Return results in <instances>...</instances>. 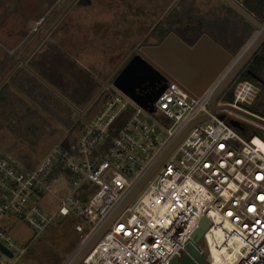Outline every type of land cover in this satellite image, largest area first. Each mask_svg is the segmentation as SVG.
I'll return each mask as SVG.
<instances>
[{
	"label": "built area",
	"instance_id": "1",
	"mask_svg": "<svg viewBox=\"0 0 264 264\" xmlns=\"http://www.w3.org/2000/svg\"><path fill=\"white\" fill-rule=\"evenodd\" d=\"M246 49L197 97L170 79L148 108L106 92L75 144H60L36 168L0 156V244L12 252L0 247V264H25L30 252L29 244L19 246L10 235V214L40 232L57 218H81L80 243L64 263L72 264L186 126L210 113L213 95ZM256 93L254 83L241 81L232 104L250 105ZM231 120L217 112L193 126L81 264H171L185 254L202 264L187 245L204 217L210 221L201 237L208 253L201 239L197 247L208 264H264V150L257 141L263 139L242 134ZM61 174L74 184L64 197L53 192ZM45 194L58 198L55 211L40 204Z\"/></svg>",
	"mask_w": 264,
	"mask_h": 264
},
{
	"label": "rangeland",
	"instance_id": "2",
	"mask_svg": "<svg viewBox=\"0 0 264 264\" xmlns=\"http://www.w3.org/2000/svg\"><path fill=\"white\" fill-rule=\"evenodd\" d=\"M171 1L0 0V84L22 60L20 56L28 55L23 63L56 82H52L54 87L49 84L62 98V101L54 97L38 98L36 102L12 85L0 101V156L30 169L40 166L66 137L75 144L79 126L92 120L100 110L104 98L95 101L104 89L122 94L132 105L148 108L156 94L147 96L138 92L149 81L148 74L122 81V88L111 79L135 43L160 23L171 8L182 14L194 0H183L184 6L180 2L170 6ZM222 1L195 0L198 5L195 9L201 13L206 10L199 7L223 5L227 34L218 36L212 32V35L224 41L226 36L231 39L236 34L237 42L243 43L241 50L246 49L259 32L241 16L228 12ZM216 11H211L210 16ZM255 85L254 101L262 94L264 102V89ZM223 103L228 102L220 97L219 104ZM218 114L264 131L263 125L239 113L219 109ZM38 133L41 135L35 138ZM32 138L36 143L28 141ZM73 187V181L61 174L53 192L64 197ZM40 204L45 211L53 212L60 203L55 195L45 194ZM6 220L14 242L31 246L25 264H64L81 240L76 225L84 224L78 216L57 218L52 226L40 232L14 214ZM199 246L208 253L204 238Z\"/></svg>",
	"mask_w": 264,
	"mask_h": 264
},
{
	"label": "water",
	"instance_id": "3",
	"mask_svg": "<svg viewBox=\"0 0 264 264\" xmlns=\"http://www.w3.org/2000/svg\"><path fill=\"white\" fill-rule=\"evenodd\" d=\"M230 8H232L238 15L242 16L248 23L255 27L259 35L256 36L253 43L247 47L245 54L216 90L212 97L210 104V113L201 115L192 120L182 133L178 136L176 141L170 146L167 152L149 172L145 179L132 192L127 200L120 206L118 211L108 220L104 227L95 235L91 242L82 250L79 256L72 264H81L83 260L93 251L98 244L101 237L109 229L112 223L121 215V213L128 207L137 193L142 189L147 180L157 171L160 165L170 155V153L177 147L189 130L198 123H202L210 119L211 115L217 113L219 109H227L243 115L254 122L264 126V113L253 109L249 105L232 103L219 104V98L236 80L239 74L246 67L248 62L257 53V51L264 44V22L257 16L245 8L237 0H224ZM138 57L130 61L123 70L115 77L113 75L111 81L120 88L123 87L122 81L129 80L139 75L148 74L149 81L143 87L138 88L139 93H145L147 96L156 94L155 101L159 95L166 89L168 79L178 81L188 91L192 93L193 97H197L212 83L221 70L233 58L232 53L216 41L209 34H202L193 44L187 43L183 38L175 32H170L157 45L143 46L138 49ZM25 66L30 72L37 76L42 82L59 94L47 81L35 73L32 69L27 67L24 63L19 62L7 75V77L0 84V88L8 81L10 76L14 73L18 66ZM251 74H253L251 72ZM256 79L258 76L254 75ZM262 82V81H261ZM135 95V94H134ZM143 106V105H142ZM149 106V105H148ZM145 107V106H143ZM147 107V106H146ZM145 107V108H146ZM224 116V115H223ZM231 125L241 128V122L232 119ZM210 226V221L207 218H202L200 228H198L192 236V240L188 243L187 248L190 253L202 264H208L203 258L202 253L197 247V242L201 239L204 231ZM0 247L6 251L10 256L12 252L7 250L0 244ZM171 264H197L189 254H185L181 259L175 256Z\"/></svg>",
	"mask_w": 264,
	"mask_h": 264
},
{
	"label": "trees",
	"instance_id": "4",
	"mask_svg": "<svg viewBox=\"0 0 264 264\" xmlns=\"http://www.w3.org/2000/svg\"><path fill=\"white\" fill-rule=\"evenodd\" d=\"M242 2H243V5L245 6V8H247L250 12H252L255 16H257L261 21L264 22V0H242ZM230 11H232V9H230ZM168 31L169 30H165L162 34H160V39H163L167 35ZM27 57H28V55L27 56L22 55V60L24 62H26ZM32 69H34V68L32 67ZM34 71L37 72L39 75H41V77L45 81H47L48 83H50L54 87V85H53L54 81H52L48 77V75H43L42 73H40L38 71V69H34ZM251 72L254 75L258 76L259 79H256L255 76H253V74H251ZM241 81H250L254 84L261 86L264 89V44L257 51V53L252 57V59L248 62V64L246 65V69H244L239 74V76L233 82L231 88L227 89L224 92V94L221 96V98L224 102H228V103L234 102L235 89H236L237 84ZM54 84H56V82ZM12 85H14V87L22 89L25 92V94L27 93L28 96H30L36 102H37L38 98H40V99L44 98V99L48 100L51 97L57 98L58 100L62 101V98H61V96H59V94H57L53 89H51L48 85H46L44 82H42L37 76H35L32 72H30L25 66H19L14 71V73L10 76L8 81L5 82V84L0 88V101L3 100L4 96L9 91H11L9 89ZM37 88H39L38 91L34 93L33 90H36ZM106 91L107 90L104 89V91L97 98L95 103L98 102L101 99V97L104 98ZM262 98H263V96L261 94L259 96V98L255 101H253L252 104H250L249 106L255 110H258V111L264 113V102L262 101ZM40 105L45 107V105H42V104H40ZM119 122H120L119 126L122 125L123 121L121 120ZM82 125L79 126L80 129H81ZM238 130L244 135H246L248 133L247 136H249V137L253 136V135H257V136L261 137L264 141V131L261 129L254 128L252 126H248L247 131L243 130L241 128H238ZM39 135H41V134L38 133L34 137L36 138ZM35 138H32L31 140H28V141H30L32 144H34V143H36L34 141ZM72 143H73V139L71 140L68 137H66L61 142V144L64 147H68V148H70ZM70 217L71 216H66L65 218H62V220H65V219L70 218Z\"/></svg>",
	"mask_w": 264,
	"mask_h": 264
},
{
	"label": "flooded vegetation",
	"instance_id": "5",
	"mask_svg": "<svg viewBox=\"0 0 264 264\" xmlns=\"http://www.w3.org/2000/svg\"><path fill=\"white\" fill-rule=\"evenodd\" d=\"M223 1L221 4H225L226 9L229 12L230 9H232V8H230L228 6V4L225 1L224 2ZM237 1L243 5L242 0H237ZM177 3L184 6L183 0H172L170 6L177 4ZM187 5H188V6H186L187 11H184L182 13L184 16L181 13L174 12L175 11L174 8H171L168 11V13H166V15H164L162 17L163 20L160 23H157L156 26H153L152 29L150 30V32H148L144 36L143 39L141 38L138 43H135V46H133V48L128 53V55L125 57V59L116 68V71L114 73L115 77L119 75V73L123 70V68L130 61H132L133 59L138 57V55H139L138 49L142 48L143 46H150V45L152 46V45L159 44L165 38L164 37L163 39H160V34H162L165 30H169L167 35L170 32H175L177 35H179L181 38H183L189 44H193L202 34L207 33L211 37H213L216 41H218L221 45H223L226 49H228L232 53L233 56L241 50V46L243 43H240L239 41L237 42V35L236 34H233L235 37H233L231 39L229 36H226V39L224 41H219L212 35V32H216V34L218 36L222 35V34H227L226 29L228 26L225 23L227 20V18H226L227 14L224 13V9H223V7H221L223 5H221V6L220 5L219 6H217V5L208 6L206 8H205V6L199 7L200 9L206 10V11L201 12V13H197V11L195 9L196 7L198 8V5L196 4L195 0L191 1ZM214 10H217L216 11L217 13H215V15L213 17H211L210 12L214 11ZM232 11L234 13H236L233 9H232ZM222 24H224V25H222ZM220 25H222V26H220ZM151 37H153L155 39L152 41V40H150ZM20 58H22V56H20ZM19 62L23 63L24 61L19 60ZM20 66H23V65H20ZM27 67H29V66H27ZM244 69H246V67ZM248 126L249 125L241 122V129L246 130V129H248Z\"/></svg>",
	"mask_w": 264,
	"mask_h": 264
},
{
	"label": "bare ground",
	"instance_id": "6",
	"mask_svg": "<svg viewBox=\"0 0 264 264\" xmlns=\"http://www.w3.org/2000/svg\"><path fill=\"white\" fill-rule=\"evenodd\" d=\"M258 143H259V146L261 147L262 150H264V141H262L260 138L257 139ZM222 249L225 251L224 254L228 253V248H226V246H222ZM220 250H214L215 252V255L218 257L219 253L218 252Z\"/></svg>",
	"mask_w": 264,
	"mask_h": 264
},
{
	"label": "snow or ice",
	"instance_id": "7",
	"mask_svg": "<svg viewBox=\"0 0 264 264\" xmlns=\"http://www.w3.org/2000/svg\"><path fill=\"white\" fill-rule=\"evenodd\" d=\"M221 147H223V145H221ZM258 178H260V177H258ZM260 199L264 200V196H261ZM250 210H252V209H250ZM229 214L231 215V213H229Z\"/></svg>",
	"mask_w": 264,
	"mask_h": 264
}]
</instances>
